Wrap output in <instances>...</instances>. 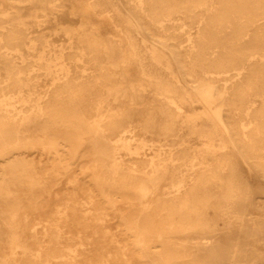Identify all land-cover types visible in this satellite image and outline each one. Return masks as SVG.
Here are the masks:
<instances>
[{
	"label": "bare ground",
	"instance_id": "bare-ground-1",
	"mask_svg": "<svg viewBox=\"0 0 264 264\" xmlns=\"http://www.w3.org/2000/svg\"><path fill=\"white\" fill-rule=\"evenodd\" d=\"M28 148L92 161L38 247ZM91 227L115 264H264V0H0V264H88Z\"/></svg>",
	"mask_w": 264,
	"mask_h": 264
},
{
	"label": "rangeland",
	"instance_id": "rangeland-1",
	"mask_svg": "<svg viewBox=\"0 0 264 264\" xmlns=\"http://www.w3.org/2000/svg\"><path fill=\"white\" fill-rule=\"evenodd\" d=\"M21 11L23 14H27L29 12L28 6L24 5L21 7ZM61 18L65 23L68 24H77L78 19L76 16L71 15L68 11L61 14ZM53 23H49L48 26L51 28L53 27ZM192 142L195 140H191ZM196 142V141H195ZM26 155L28 160H33L36 166V170L38 171V179L42 181V183L38 184L35 188L39 191L43 188L47 189L44 195L39 198V205L40 207L37 209L27 210V211H20V222L21 228L23 229L26 242L30 247H38L40 244L41 238L34 237L32 235V226L38 227L39 229L42 227L43 223L46 220H51L52 216L55 214V204L57 200L64 199L66 197L71 196L73 193H76L79 196V199L83 203L82 198L85 194L83 193V188L77 185V181L74 183L75 180H80L84 177L82 170L85 166L89 165L92 161L89 157H78L77 159L73 160L70 164V167L67 171L60 176H55L52 174L50 169L51 161H49L46 157H41L38 150H34L32 148H28L26 151ZM73 182V183H72ZM76 185V186H74ZM27 187V186H26ZM25 187V188H26ZM27 194V191L21 193L20 195L24 196ZM80 205L78 204V207ZM78 220H84L83 212L77 209ZM104 220L109 222V226L112 228V231L116 230V223L119 221L117 214L114 216L112 212L110 214L104 215ZM42 223H41V222ZM89 222L95 221L92 217L88 219ZM94 224V223H91ZM67 229L66 227H64ZM76 228V227H75ZM69 228V229H75ZM93 228H97L93 226ZM92 227L88 228V232L86 231L85 234H90V237L87 238L85 241L88 242V258L91 261L88 264H102L100 261L103 259L108 260L107 263L115 264L118 261L123 260L121 252L117 250L116 247L109 244L103 238L99 237L97 234H92ZM83 233V232H82ZM81 233V234H82ZM92 234V235H91ZM41 234H39L40 236ZM186 254L187 256L181 257L180 263L181 264H192L191 260H194V256L189 255L195 252L194 246L187 244L186 246Z\"/></svg>",
	"mask_w": 264,
	"mask_h": 264
}]
</instances>
